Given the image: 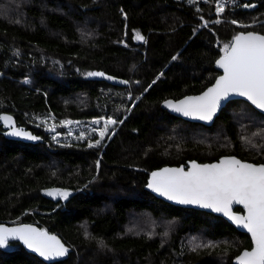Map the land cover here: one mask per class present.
<instances>
[{"label": "trees", "instance_id": "trees-1", "mask_svg": "<svg viewBox=\"0 0 264 264\" xmlns=\"http://www.w3.org/2000/svg\"><path fill=\"white\" fill-rule=\"evenodd\" d=\"M214 2L0 0V115L42 138H8L0 121V221L36 223L71 247L45 262L11 240L0 264H233L251 246L222 216L145 188L163 164L222 154L264 162V114L247 101H228L210 125L161 104L211 83L214 60L238 31L264 33V0L226 3L219 16ZM135 32L145 39L136 43ZM99 71L128 83L87 75ZM49 116L60 130L70 119L118 123L89 147L54 141L37 124ZM68 189L66 199L48 194Z\"/></svg>", "mask_w": 264, "mask_h": 264}, {"label": "snow or ice", "instance_id": "snow-or-ice-1", "mask_svg": "<svg viewBox=\"0 0 264 264\" xmlns=\"http://www.w3.org/2000/svg\"><path fill=\"white\" fill-rule=\"evenodd\" d=\"M223 11L224 5L217 0V15ZM232 23L236 24L237 21L233 20ZM135 39L143 41L145 38L136 32ZM222 51L224 55L216 63L224 74L216 79L212 87L199 96H186L177 102L166 100L165 106L184 116L211 121L221 102L235 94L246 97L257 108L264 110V35L241 32L233 37L230 44H225ZM87 75L104 76V73L89 72ZM100 119L104 121V126L93 129L100 139L95 143L90 142L89 147L100 145L110 126L118 123L112 117ZM0 121L11 129L9 134L12 136L38 139L23 128L16 127L11 116L0 115ZM72 123L61 121L62 125ZM92 123L99 124L100 121L94 120ZM83 138V134L78 137ZM147 187L179 204L198 205L223 213L233 223L247 229L252 238L253 247L237 257L238 264H264V164L244 163L235 157H225L218 163L205 165L192 161L187 171L184 167L153 171ZM48 194L64 199L69 195L64 190H51ZM234 204L243 205L246 214H235L232 211ZM11 240L22 242L45 260L64 257L69 251L55 235L43 229L24 224L8 228L0 224V249L7 248Z\"/></svg>", "mask_w": 264, "mask_h": 264}, {"label": "water", "instance_id": "water-1", "mask_svg": "<svg viewBox=\"0 0 264 264\" xmlns=\"http://www.w3.org/2000/svg\"><path fill=\"white\" fill-rule=\"evenodd\" d=\"M241 32H244V33H247V32H255V33H258V34H262V35H264V33H262V32H259V31L253 30V29H246V30H240V31H238L234 36H236L237 34H239V33H241ZM234 36H233V37H234ZM232 40H233V38H232ZM232 40H231V42H232ZM135 42L138 43V41H135ZM231 42H230V43H231ZM222 55H224V53L221 54V55H219V56L214 60V67H215V69L218 71V74L216 75V77L214 78V80H213L211 83H209L206 87H204L201 91H199V92H197V93H188V94L182 95L181 97H178V98L167 97V98H165V99L162 100V103H161V104H162V107H163L164 109H166L168 112L172 113L173 115L179 116V117H181V118H183V119H186V120H188V121L200 122V123H203V124H205V125H210V124H212L213 121H214V119H215V117H216V116L218 115V113L220 112V110H221V109H222V108L228 103V101H230V100H232V99H243V100L247 101L249 104H251L255 109H257L258 111H260L261 113L264 114V110H261V109L257 108V107H256L255 105H253L250 101H248L246 97H242V96L235 95V94L230 95L226 100H223V101L221 102L220 107L218 108L217 112L215 113V115H214V117H213V119H212L211 121L200 120V119H197V118L192 117V116H184L183 114L178 113V112H175V111H173L172 109H170V108H168V107L165 106L164 102H165L166 100H171V101H173V102H177V101H179V100L184 99L186 96H199V95H201L204 91H206L209 87H212V86L215 84L216 79H217L219 76H222V75L224 74L223 69L220 68V67L217 65V63H216V61L219 60L220 57H221ZM99 72L104 73V76H96L97 79L105 80V81L108 82V83H112V84H116V85H126V84H127V83H123V81H127V79L124 78V77L116 76V75H112V74H109V73H106V72H103V71H99ZM108 77H112V79H109ZM127 82H128V81H127ZM14 124H15V123H14ZM15 126L18 127V128H23L25 131L31 133V135H33V136H35V137H38V139L30 140V139H27V138H25V137L12 136V135L9 134V132H10L11 129L5 124V128H6V132H5V134H6V136H7L8 138L18 139V140H22V141H35V142H36V141H41V140H42L41 136L38 135V134H36V133H34V132H32L31 129L26 128V127H22V126H18V125H16V124H15ZM225 157H235L236 159L240 160L241 162L249 163V164H254V165H261V164H264V162H254V161H251V160L242 159V158L238 157V156L235 155V154H222V155H220L217 159L210 160V161H198V160H196V159H188V160H187L186 162H184V163H179V164H163V165H161V166H159V167H156V168L151 169V170L148 172L147 179H146V183H145V188H146L148 191H150L151 193H153L156 197H159V198L163 199L164 201H167V202L172 203V204H174V205H179V206H182V207H192V208H195V209H201V210H204V211H207V212H211V213H213V214H215V215L222 216V217L225 218L229 223H231V224H232L237 230H239V231H241V232H245V233H247V234L249 235V237H250L251 246H250L249 248H243V249H241V250H240V251H239V252H238V253L232 258V262H233V264H238V262H237V257L240 256L241 253L244 252L245 250H249V251H250L251 248L253 247L252 238H251L250 233H248L247 229H245V228H243L242 226H238L237 224L233 223V221L230 220V219H229L227 216H225L223 213L214 212V211H212L211 209L203 208V207H200V206H198V205H185V204H179V203H177V202H175V201H172V200L167 199V198L164 197V196H161L160 194H158V193L152 191L151 189H149V188L147 187L148 181H149L150 176H151V173H152L153 171H158V170L163 169V168H180V167H184L185 171H187V170H188V167L190 166V164H191L192 161H195L197 164H200V165H205V164H215V163H218L221 159H223V158H225ZM64 191H67L69 194L71 193V189L64 190ZM235 207H239L240 209H239V210H236ZM232 211H233L235 214H238V215H245V214H246L245 211H244L243 205H239V204H234V205L232 206ZM0 224H3L5 227H8V228H11V227H17V226L20 225V224H24V225H32L33 227H36V228H38V229H43V230L47 231L50 235H55V236L61 241V243H63V244L65 245V247H67V248L69 249L68 254H67L66 256H64V257H56V258L51 259V260H45V259H44L43 257H41L38 253L32 251L31 249H29V248H27L25 245H23L22 242L16 240V241H18V242H19V243H20V244H21V245H22L27 251H29V252H31V253L37 255L40 259H42V260L45 261V262H53V261L63 260V259H65V258L68 257V255H69V253H70V251H71V247H70V245L67 244V243L62 239V237H61L58 233H56V232H54V231H50V230H48L47 228L41 227V226L37 225L36 223L27 222V221H19V222L0 221Z\"/></svg>", "mask_w": 264, "mask_h": 264}, {"label": "rangeland", "instance_id": "rangeland-1", "mask_svg": "<svg viewBox=\"0 0 264 264\" xmlns=\"http://www.w3.org/2000/svg\"><path fill=\"white\" fill-rule=\"evenodd\" d=\"M188 4H192L194 6H197V3L200 0H183ZM236 1L238 0H219V3H221L222 5H225L226 3L229 4H234L236 3ZM216 4H217V0H215L214 2V8H215V12H216ZM122 14L125 16V14L123 13V10H121ZM217 13V12H216ZM126 18V17H125ZM243 25H248L247 24H243ZM120 43L125 44V40L124 38H121L119 40ZM144 52H146V50H144ZM136 69V66H131L129 68L130 71H133ZM107 119V118H105ZM94 120H99L100 123L99 124H94L92 123ZM66 121V120H65ZM67 121H72V124H68V125H63L64 129L60 130L56 127V123L54 120H52V117H40L38 118V126H42L45 130L48 131L49 135L51 136V138L53 139V137L55 136L56 139H53L56 142H60V141H73V140H88V143H95L96 140L100 139V136L98 135V132L93 131V129H99L102 128L104 126V121L99 119H90V120H85V121H77V120H67ZM53 125H55V128L53 130ZM113 125L110 126V130L108 133H106L105 138L111 134V129H112ZM83 134V139H78V137H81V135ZM96 137L93 139V137Z\"/></svg>", "mask_w": 264, "mask_h": 264}, {"label": "flooded vegetation", "instance_id": "flooded-vegetation-1", "mask_svg": "<svg viewBox=\"0 0 264 264\" xmlns=\"http://www.w3.org/2000/svg\"><path fill=\"white\" fill-rule=\"evenodd\" d=\"M136 33V32H135ZM140 33V32H139ZM133 40L134 41H138V42H140L141 40H137V39H135V34L133 35Z\"/></svg>", "mask_w": 264, "mask_h": 264}]
</instances>
